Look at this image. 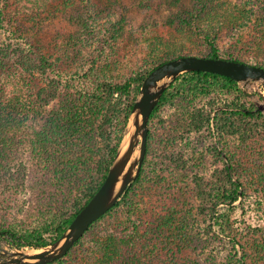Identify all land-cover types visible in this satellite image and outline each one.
<instances>
[{"label": "trees", "instance_id": "obj_1", "mask_svg": "<svg viewBox=\"0 0 264 264\" xmlns=\"http://www.w3.org/2000/svg\"><path fill=\"white\" fill-rule=\"evenodd\" d=\"M163 1L176 8L167 19L168 34L149 39L148 66L117 81L115 74L100 67L94 76L56 69L46 55L24 42V20L58 17L75 9L77 0H0V27L11 40L0 46V186L15 192L29 186L40 208L27 228L0 223V231L8 233L17 248H42L56 240L99 189L144 78L158 65L198 55L264 67V0ZM75 11L80 23L82 14ZM48 72L54 75L45 84L37 79V73ZM222 94L234 96L231 104L220 101ZM261 131L263 113L236 80L206 71L180 75L151 114L147 154L134 184L63 258L48 264H69L66 258L78 252L81 258L75 264H217L210 255L204 263L191 257L208 251L210 240L202 238L199 227L200 215L207 214L231 236L234 255L224 264H260L254 253L255 246L264 247ZM183 143L191 161L175 156ZM205 153L223 163L221 185L215 189L218 182H210L209 191L200 188L199 204L187 200L180 210L170 207L164 215L152 216L148 196H159L155 189L161 187L173 192L164 184L167 168L177 169L181 193L190 192L185 172L198 170L207 159ZM249 184L261 192L254 209L249 205ZM137 187L143 193H136ZM221 204L226 206L218 208ZM238 208L241 216L230 218Z\"/></svg>", "mask_w": 264, "mask_h": 264}, {"label": "rangeland", "instance_id": "obj_2", "mask_svg": "<svg viewBox=\"0 0 264 264\" xmlns=\"http://www.w3.org/2000/svg\"><path fill=\"white\" fill-rule=\"evenodd\" d=\"M235 1L242 2L245 0ZM76 4L75 9L82 14V18L79 19L80 23L77 22L75 9L67 10L60 13L58 17L48 18L44 22L24 20L25 27L22 30L24 32V42L27 45L31 44L35 50L46 55L54 63L56 69L68 73L79 71L85 74V72H91L94 76L96 75L95 71L100 67L105 69L108 75L115 74L117 81L126 80L134 71L142 70L148 66L147 44L149 39L157 34H168L167 19L172 12L176 11V8L166 5L163 0L144 2L140 0H77ZM8 39V34L0 27V46L11 42ZM12 42L14 46H17L16 41ZM53 75L52 72L47 74L37 73V79L42 83H46V78ZM238 85L244 92V84L238 83ZM250 90L260 91L264 94V87L259 82L251 85ZM245 96L254 103L246 94ZM233 98L234 96L228 98L222 94L220 101L231 104ZM216 109L213 111L212 116H214ZM174 111L175 108L170 110V112ZM212 128L215 134L214 123ZM261 132L264 133V131ZM214 141L221 149L216 136H214ZM210 142V139L206 140V144H210ZM185 144L183 143L175 149V156L179 158L185 156L186 161H191L192 154L187 150ZM205 154L207 159L204 160L198 170L185 172L190 192H187V189L185 193L184 191L181 193L182 184L175 181L178 176L177 169L172 165L167 168L164 184L168 183L173 187V192L162 191L161 187L160 190L155 189V193L160 191L159 196L151 194L148 196L146 204L149 206L152 216L164 215L170 207L174 210H180L187 206L185 204L187 200L192 201L195 205L199 204L200 199L197 197V191L200 188L209 191L210 182H218L219 185L215 189L221 185L223 163L213 155ZM196 182H199L198 185H196ZM142 190V187H137L136 193H143ZM248 191L253 194L248 198L250 207L254 209L256 196L261 192H258L256 187L250 184ZM43 198L48 199L46 196ZM240 202L239 200L236 204L238 205ZM35 203L37 201L29 186H25L17 192L0 186V223L27 228L37 218V213L40 210ZM225 206L221 204L218 208ZM240 216L241 208L230 212V218ZM247 221L251 224L254 222L251 217H248ZM255 222L258 221L255 220ZM243 226H246V224ZM199 227L204 233L202 238H208L210 244L206 254H202L201 257L191 256L192 259L204 263L210 255V261L224 264L230 256L234 255L228 241L231 236L220 230L218 224L215 223V219L212 220L211 214L200 215ZM7 235L2 247L6 246L9 250L16 249L17 247L10 243V238ZM239 236L243 239L248 235ZM237 248L240 256L242 250L240 246H237ZM78 254L79 252L72 253L66 258V262L75 264L81 258ZM254 256L260 264H264V247L255 246Z\"/></svg>", "mask_w": 264, "mask_h": 264}, {"label": "water", "instance_id": "obj_3", "mask_svg": "<svg viewBox=\"0 0 264 264\" xmlns=\"http://www.w3.org/2000/svg\"><path fill=\"white\" fill-rule=\"evenodd\" d=\"M190 71L214 72L244 84V93L264 114V94L250 90V86L258 82L264 87L262 66L198 55H182L158 65L144 78L108 175L92 198L56 240L42 248L9 250L3 246L0 264H48L63 258L90 225L121 200L140 175L147 154L149 120L154 108L165 90L180 75ZM0 234L7 235L2 231Z\"/></svg>", "mask_w": 264, "mask_h": 264}, {"label": "flooded vegetation", "instance_id": "obj_4", "mask_svg": "<svg viewBox=\"0 0 264 264\" xmlns=\"http://www.w3.org/2000/svg\"><path fill=\"white\" fill-rule=\"evenodd\" d=\"M5 236L6 235H4V234H0V259L3 257V253L1 251L2 250L3 241H5L7 239V237H5Z\"/></svg>", "mask_w": 264, "mask_h": 264}]
</instances>
